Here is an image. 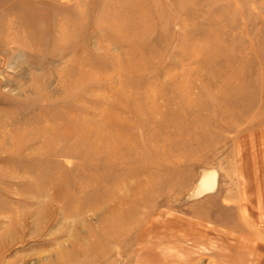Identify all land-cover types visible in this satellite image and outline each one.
Here are the masks:
<instances>
[{
    "label": "rangeland",
    "instance_id": "1",
    "mask_svg": "<svg viewBox=\"0 0 264 264\" xmlns=\"http://www.w3.org/2000/svg\"><path fill=\"white\" fill-rule=\"evenodd\" d=\"M0 264H264V0H0Z\"/></svg>",
    "mask_w": 264,
    "mask_h": 264
},
{
    "label": "bare ground",
    "instance_id": "2",
    "mask_svg": "<svg viewBox=\"0 0 264 264\" xmlns=\"http://www.w3.org/2000/svg\"><path fill=\"white\" fill-rule=\"evenodd\" d=\"M203 178H204V177H203ZM202 180H203V179H202ZM201 184H202V182L200 183V185H201ZM207 189H209V187H208V188L204 187L203 190H202V192H203V191H206Z\"/></svg>",
    "mask_w": 264,
    "mask_h": 264
}]
</instances>
